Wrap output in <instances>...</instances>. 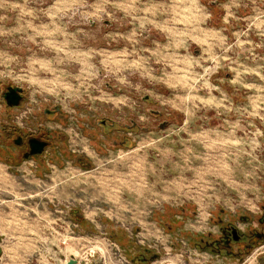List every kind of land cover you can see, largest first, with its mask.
Instances as JSON below:
<instances>
[{
	"label": "rangeland",
	"instance_id": "obj_1",
	"mask_svg": "<svg viewBox=\"0 0 264 264\" xmlns=\"http://www.w3.org/2000/svg\"><path fill=\"white\" fill-rule=\"evenodd\" d=\"M0 150V264L255 263L201 239L264 202V0H0Z\"/></svg>",
	"mask_w": 264,
	"mask_h": 264
},
{
	"label": "flooded vegetation",
	"instance_id": "obj_2",
	"mask_svg": "<svg viewBox=\"0 0 264 264\" xmlns=\"http://www.w3.org/2000/svg\"><path fill=\"white\" fill-rule=\"evenodd\" d=\"M5 93V92H4ZM22 95V99L24 96V89L20 92ZM4 98V94H3ZM21 99V101H22ZM4 102L9 108H14L16 106H9L4 98ZM59 110L58 107H55L53 110L47 109V114L52 112L57 113ZM152 114L157 116L160 120L159 127L166 128L171 125L182 124L183 119L180 118V114L174 113L172 118H163V114L159 111L152 110ZM130 124H118L109 118H104L99 120L98 126L104 133L109 132H118L121 133V137L112 141V145L116 147H127V144L130 140L131 130L142 132L147 128L137 121L130 119ZM42 125V124H40ZM94 128V127H93ZM43 131L40 135L34 136L28 133H20L17 132L15 127H11L8 129H4V133L6 137H11L10 140L7 139L3 142V146L5 148L8 145H12L16 147L15 153L9 157L10 162L20 161V158L24 159H32L34 157H42L47 158L46 153H48V148L51 147L52 141L50 139V135ZM92 136V135H91ZM104 136V135H103ZM37 139L40 142H45V146L43 151L39 154H32V143L31 139ZM95 147L93 148V150ZM79 150V149H78ZM78 150H74L78 151ZM108 151V149L106 148ZM81 151H85L84 146H82ZM0 155L1 150H0ZM48 158L45 159V164L48 165ZM77 162L81 164V166L88 168L90 167V161H88L84 156H78ZM259 211L255 212V216H251L248 214H240L238 219L233 221L229 219H225L223 214H225V210L222 208L219 210V214L217 219L215 220V224L218 226V235L214 238H211V234H208L206 238H202V242L205 248L210 249L212 252L218 255H226L234 258H242L244 255L250 253L253 249V252L264 253V202L259 205ZM241 223L243 224L241 226ZM211 238V239H209Z\"/></svg>",
	"mask_w": 264,
	"mask_h": 264
},
{
	"label": "water",
	"instance_id": "obj_3",
	"mask_svg": "<svg viewBox=\"0 0 264 264\" xmlns=\"http://www.w3.org/2000/svg\"><path fill=\"white\" fill-rule=\"evenodd\" d=\"M23 90L20 86H9L4 93V98L9 106H18L21 102L22 95L20 92ZM32 154H39L43 151L45 142H40L37 139H31ZM75 260H70L68 264H74Z\"/></svg>",
	"mask_w": 264,
	"mask_h": 264
},
{
	"label": "crops",
	"instance_id": "obj_4",
	"mask_svg": "<svg viewBox=\"0 0 264 264\" xmlns=\"http://www.w3.org/2000/svg\"><path fill=\"white\" fill-rule=\"evenodd\" d=\"M66 264H68V263H66ZM253 264H264V253L259 254V258H257L256 262Z\"/></svg>",
	"mask_w": 264,
	"mask_h": 264
},
{
	"label": "built area",
	"instance_id": "obj_5",
	"mask_svg": "<svg viewBox=\"0 0 264 264\" xmlns=\"http://www.w3.org/2000/svg\"><path fill=\"white\" fill-rule=\"evenodd\" d=\"M65 241H63V243H64Z\"/></svg>",
	"mask_w": 264,
	"mask_h": 264
}]
</instances>
